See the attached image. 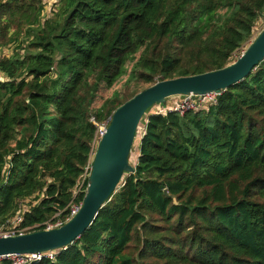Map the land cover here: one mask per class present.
I'll return each mask as SVG.
<instances>
[{
  "label": "trees",
  "instance_id": "1",
  "mask_svg": "<svg viewBox=\"0 0 264 264\" xmlns=\"http://www.w3.org/2000/svg\"><path fill=\"white\" fill-rule=\"evenodd\" d=\"M43 12V0H0V225L21 215L34 230L83 200L90 119L233 62L264 0H56ZM148 110L133 172L35 264H264V58L213 102Z\"/></svg>",
  "mask_w": 264,
  "mask_h": 264
},
{
  "label": "water",
  "instance_id": "2",
  "mask_svg": "<svg viewBox=\"0 0 264 264\" xmlns=\"http://www.w3.org/2000/svg\"><path fill=\"white\" fill-rule=\"evenodd\" d=\"M263 58L264 27L227 66L159 80L117 107L110 115L106 131L95 148L88 184L78 211L58 227L0 236V256L46 252L64 248L75 241L91 224L104 202L116 191L124 173L133 172L129 153L138 124L148 108L164 103L170 96L221 92L245 78ZM164 193L168 194L166 189ZM36 262L31 261L29 264Z\"/></svg>",
  "mask_w": 264,
  "mask_h": 264
},
{
  "label": "built area",
  "instance_id": "3",
  "mask_svg": "<svg viewBox=\"0 0 264 264\" xmlns=\"http://www.w3.org/2000/svg\"><path fill=\"white\" fill-rule=\"evenodd\" d=\"M263 26H264V12L262 14V25H260V30ZM259 31L257 30V32ZM256 33L252 36V39L255 38ZM217 94H219V92H208V93L199 94V95L197 94L176 95V96H180L181 99L174 101L171 105L163 109V111H155V112L165 113L168 110H172V111H176L182 114L183 112L187 110L196 108L198 105H200L203 102H213ZM157 105H160V104H157ZM90 120L96 126L95 136H94V140L92 144L93 150L90 154V158L87 164L84 167V171L81 175V178L74 190V196L80 191L84 190L83 189L84 183L86 179L88 178L90 170H91L92 157H93L95 148L97 146L99 139L102 137V135L106 131V128L110 121V117L102 122H96L95 119L93 118H91ZM81 204H82V201H79V202L72 201L68 207L69 212L66 214L64 222L60 219H56L53 222L45 223L44 224L45 227L43 229H50V228L61 226L78 211ZM20 222H21V215H16L13 219L8 220L4 224L0 225V236H11V235L23 234V233L34 231V229L38 227V225H35L34 227H30V226L19 227ZM53 256L54 254L51 251L30 253V254H7V255L0 256V262L4 259H7V260H10L12 264H29L31 261L38 262L42 260L43 258H53Z\"/></svg>",
  "mask_w": 264,
  "mask_h": 264
},
{
  "label": "rangeland",
  "instance_id": "4",
  "mask_svg": "<svg viewBox=\"0 0 264 264\" xmlns=\"http://www.w3.org/2000/svg\"><path fill=\"white\" fill-rule=\"evenodd\" d=\"M260 30L259 26H258V31ZM257 31L254 32V34L256 33ZM253 34V35H254ZM258 33H256L257 35ZM252 40L249 39V41L247 43H245V47H243V50L247 47V45L249 44V42ZM242 52V51H241ZM236 55V54H235ZM240 54H237V57L239 56ZM236 57V58H237ZM235 60V59H234ZM181 97L180 96H170L168 98H166V101L160 105H155L153 106L152 108H150L148 110V112H151V111H163V109H165L166 107H168L169 105H171L174 101L176 100H180ZM144 117V116H143ZM140 120L139 124H138V127H137V131H136V136L134 138V141L132 143V146H131V149H130V153H129V160L132 161L135 159V156L137 155V146H138V136H137V133L139 132V130H141L143 128V123H144V119Z\"/></svg>",
  "mask_w": 264,
  "mask_h": 264
},
{
  "label": "crops",
  "instance_id": "5",
  "mask_svg": "<svg viewBox=\"0 0 264 264\" xmlns=\"http://www.w3.org/2000/svg\"><path fill=\"white\" fill-rule=\"evenodd\" d=\"M55 1H56V0H43V2H44V12H43V17H47V16H49L50 11H51V9H52V7H53ZM6 53H7V54L10 53V51H9V50H6ZM2 76H3V74L0 73V78H1Z\"/></svg>",
  "mask_w": 264,
  "mask_h": 264
}]
</instances>
